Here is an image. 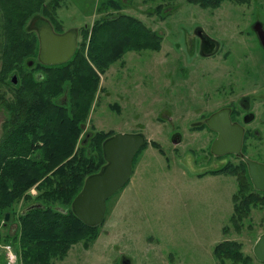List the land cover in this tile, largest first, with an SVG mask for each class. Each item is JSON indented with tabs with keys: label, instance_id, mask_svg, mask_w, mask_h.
I'll return each instance as SVG.
<instances>
[{
	"label": "rangeland",
	"instance_id": "rangeland-1",
	"mask_svg": "<svg viewBox=\"0 0 264 264\" xmlns=\"http://www.w3.org/2000/svg\"><path fill=\"white\" fill-rule=\"evenodd\" d=\"M125 1L131 9L122 11L126 6L118 1L116 14L108 7L110 2H104L101 15L107 12L135 18L158 35L160 47L157 51H128L104 74H98L101 91L85 129L89 132L92 126L96 131L113 134L143 133L147 146L135 156L129 181L106 201V213L95 238L73 244L63 259H53L49 264H105L114 258L113 247L123 251L137 247L141 251L143 247H154L159 237L193 252L202 246L211 251L221 240L223 229L247 232L233 233L230 239L253 245L264 231V202L255 201L247 210L233 214V198L237 194L235 169L228 165L230 160L214 157L208 137L203 131H194L198 127L192 128L216 108L208 102L216 87L220 53L203 55L199 46L186 41L181 32L202 22L199 7L206 4L201 0ZM71 5L67 0H58L55 15L64 14L61 20L67 21L65 13L74 9ZM7 6L11 14L19 9L14 1ZM67 28L64 24L62 30ZM84 31L77 30L78 45ZM15 86L10 83L0 91V136L7 118L5 107L14 101ZM64 96L66 92L61 97ZM176 132L181 135V142L174 146L171 137ZM223 166H229L235 174H213ZM250 191L246 189L244 194ZM30 195L33 197L36 192ZM30 204L14 205L7 213V222L3 219L5 213L0 216V264H8L6 247L14 256L12 264H23L21 252L10 243L19 234V212Z\"/></svg>",
	"mask_w": 264,
	"mask_h": 264
},
{
	"label": "trees",
	"instance_id": "trees-1",
	"mask_svg": "<svg viewBox=\"0 0 264 264\" xmlns=\"http://www.w3.org/2000/svg\"><path fill=\"white\" fill-rule=\"evenodd\" d=\"M85 30L70 60L56 66L38 61L28 66L27 59L36 55L37 45L22 43L27 40L22 29L0 34V91L10 84L11 73L18 76L0 136V216L19 202L39 205L25 214L19 212V234L7 241L21 252L23 264L63 259L73 244L95 238L98 226H85L70 205L84 180L105 164L101 145L115 134L92 126L89 132L85 129L101 91L98 74H104L128 51H157L160 47L158 35L130 16L96 20ZM221 173L235 174L229 166L213 174ZM241 176L248 180L246 172ZM237 182L234 215L255 203L239 200L238 196H248L243 180ZM31 189L36 192L34 198Z\"/></svg>",
	"mask_w": 264,
	"mask_h": 264
},
{
	"label": "flooded vegetation",
	"instance_id": "flooded-vegetation-1",
	"mask_svg": "<svg viewBox=\"0 0 264 264\" xmlns=\"http://www.w3.org/2000/svg\"><path fill=\"white\" fill-rule=\"evenodd\" d=\"M10 1H14L19 8L15 14H11L7 6ZM57 1L0 0V28L22 29L27 38L22 43L37 45V53L30 62H39V32L45 26L58 35L72 33L77 49V30L87 29L96 20L108 22L115 19L118 1L126 6L122 11L131 9L125 0H89L88 4L83 0H67V4H72L74 9L65 13L67 21H63L61 19L64 14L61 16L58 12L57 15L54 13ZM201 1L206 4L204 7L198 6L202 10V22L194 25L191 30H182L181 34L186 36V41L197 44L200 52L207 57L219 52L220 68L216 87L213 95H209L208 102L216 105V108L192 128L198 127L194 131H203L211 145L215 140L225 142V147H232L239 142L236 153L220 156L213 155L211 150L210 153L225 161L230 160L228 165H233L237 179L243 180L242 186L251 190L248 197L242 200L264 202V192L255 189L245 162L247 159L264 165V0ZM104 2H110L108 7L115 15L107 12L105 16L101 15V4ZM5 14L6 17L3 16ZM11 18L14 20L11 21ZM64 24L68 25L66 31L62 30ZM211 86L213 82L209 84V88ZM213 116L216 118L212 119ZM210 120L214 121L215 129L209 125ZM175 135L180 137L181 142V135L176 132L172 137ZM244 172L247 173L248 180L241 176ZM235 183L237 190L238 183ZM233 233L247 232L223 229L221 240L217 241L211 251L202 246L197 252H193L187 246L178 247L166 243L167 239L163 237L157 238L154 247H140L141 251L137 247H131L130 251L113 247L114 258L105 264H264V249L259 256L255 253V245L264 231L256 237L253 245L230 239Z\"/></svg>",
	"mask_w": 264,
	"mask_h": 264
},
{
	"label": "water",
	"instance_id": "water-1",
	"mask_svg": "<svg viewBox=\"0 0 264 264\" xmlns=\"http://www.w3.org/2000/svg\"><path fill=\"white\" fill-rule=\"evenodd\" d=\"M38 60L41 65L56 66L70 60L76 50V40L72 33L55 34L48 26L39 32ZM32 62L28 64L30 67ZM12 85L17 84V76L10 77ZM216 117L213 116L212 119ZM209 125L215 129L214 121ZM173 145L180 143V137L175 135L171 138ZM147 143L143 133L129 134L116 133L107 138L101 145L102 156L105 164L95 174L84 180L81 191L73 199L70 208L74 216L87 227L99 226L106 213V201L120 191L129 181L132 175V163L137 152ZM225 142L215 140L211 145V153L220 156L225 153H236L239 142L232 147H225ZM248 174L255 189L264 192V165L245 159ZM39 205L32 204L23 209L22 214L38 208ZM9 215H5V222ZM264 249V234H262L256 245L255 253L259 256Z\"/></svg>",
	"mask_w": 264,
	"mask_h": 264
},
{
	"label": "built area",
	"instance_id": "built-area-1",
	"mask_svg": "<svg viewBox=\"0 0 264 264\" xmlns=\"http://www.w3.org/2000/svg\"><path fill=\"white\" fill-rule=\"evenodd\" d=\"M30 192H31V194H34L35 190L31 189ZM6 251H7L8 264H12V262L14 261V256H13L12 252L10 251V249L8 247H6Z\"/></svg>",
	"mask_w": 264,
	"mask_h": 264
}]
</instances>
